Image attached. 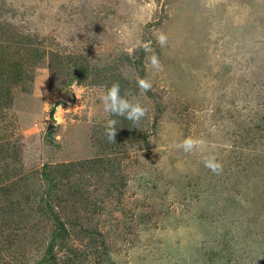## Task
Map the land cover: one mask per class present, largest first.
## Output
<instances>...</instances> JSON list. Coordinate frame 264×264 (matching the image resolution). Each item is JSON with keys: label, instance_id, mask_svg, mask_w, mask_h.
Returning <instances> with one entry per match:
<instances>
[{"label": "rangeland", "instance_id": "374dc122", "mask_svg": "<svg viewBox=\"0 0 264 264\" xmlns=\"http://www.w3.org/2000/svg\"><path fill=\"white\" fill-rule=\"evenodd\" d=\"M0 101V264H264V0H0Z\"/></svg>", "mask_w": 264, "mask_h": 264}, {"label": "clouds", "instance_id": "9594fccd", "mask_svg": "<svg viewBox=\"0 0 264 264\" xmlns=\"http://www.w3.org/2000/svg\"><path fill=\"white\" fill-rule=\"evenodd\" d=\"M157 42L164 46L167 43V36L163 32L157 35ZM146 52L152 54L147 56L148 66L156 71H162L163 66L160 63L159 57L150 48L149 45H144ZM136 84L142 93H147L152 89V82L147 78H141L137 75ZM75 87V85H74ZM99 99L102 105V110L105 114L112 117H122L128 121L138 123L147 114V109L129 92L121 94V86L119 82H113L110 86H103ZM131 97V98H130ZM77 98V97H76ZM61 109H58V113ZM63 110H65L63 108ZM57 122L58 115H57ZM116 119H108L105 124V135L109 142L116 143L115 137L117 133ZM204 146V141L201 139H194L191 136L182 139L175 147L181 149L184 153H191L194 150L200 149ZM203 164L214 174H220L223 170V165L218 161L214 154L203 156Z\"/></svg>", "mask_w": 264, "mask_h": 264}, {"label": "trees", "instance_id": "16d2710c", "mask_svg": "<svg viewBox=\"0 0 264 264\" xmlns=\"http://www.w3.org/2000/svg\"><path fill=\"white\" fill-rule=\"evenodd\" d=\"M3 106V103H1L0 101V107ZM76 165L73 163L70 164H61L58 166H55L52 168V171H55L56 174L61 175L60 178H62L64 175L69 174V172L75 167ZM57 234H59V232L57 231Z\"/></svg>", "mask_w": 264, "mask_h": 264}]
</instances>
